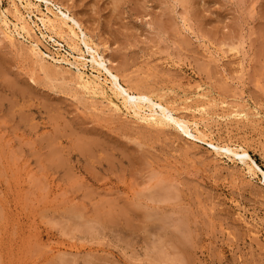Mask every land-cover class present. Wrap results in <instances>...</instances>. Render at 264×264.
<instances>
[{
  "label": "rangeland",
  "instance_id": "1",
  "mask_svg": "<svg viewBox=\"0 0 264 264\" xmlns=\"http://www.w3.org/2000/svg\"><path fill=\"white\" fill-rule=\"evenodd\" d=\"M49 1L106 44L121 81L243 145L264 173V0ZM31 21L42 53H70ZM27 45L0 31V264H264L258 178L173 127L113 112Z\"/></svg>",
  "mask_w": 264,
  "mask_h": 264
},
{
  "label": "bare ground",
  "instance_id": "2",
  "mask_svg": "<svg viewBox=\"0 0 264 264\" xmlns=\"http://www.w3.org/2000/svg\"><path fill=\"white\" fill-rule=\"evenodd\" d=\"M9 1V10L0 11L2 37L11 44L16 40L21 43H27L29 55L36 63L42 64V62L50 61V64L73 67L78 86L92 96H98L101 100H104L108 108L113 112L120 113L146 126L157 128L173 127L186 141H191L190 144L198 143L208 147L214 157L226 159L233 165L242 166L248 177H256L264 184V173L255 165L243 145L230 142L221 143L209 139L199 129V121L193 118L188 119L184 115L177 113L172 104L153 96L147 91L131 88V86L121 81L117 74H113L107 67L109 59L105 55L108 49L106 44H103L105 46L103 47L104 51L99 50V47L92 42L89 35L87 36L86 32L83 31L80 23L72 15L70 16L65 8H62L64 10L62 12L61 6H57L49 0H16L18 5L27 11V16L23 17L17 4L14 1ZM41 3L44 5L45 12H41L38 8ZM34 12L37 14L34 15ZM9 15L13 20H10ZM31 17H34L39 22L44 31L43 33L39 28H36L41 41L43 40L45 43H51L52 46L60 48L66 47L70 52L67 56L72 59V62L69 61L67 56L58 55V53L51 57L41 52L37 41L31 40V33L34 32L30 26V23L34 24L31 21ZM57 41H60L63 45ZM232 50L237 52V48H231L230 51ZM86 57L89 60L86 61ZM86 63L90 64L89 75L84 73ZM185 112H190L191 114L200 113L197 109ZM134 163L138 162L135 161ZM133 205L130 204L131 210L133 209L132 212L137 206L135 203ZM128 207L124 208L128 212L123 218H127V214L130 212V207L127 210ZM123 214L125 213L123 212ZM126 221H128V218Z\"/></svg>",
  "mask_w": 264,
  "mask_h": 264
}]
</instances>
